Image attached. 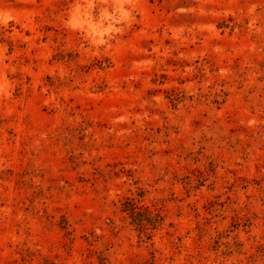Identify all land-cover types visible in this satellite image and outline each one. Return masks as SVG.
Instances as JSON below:
<instances>
[{
  "label": "rangeland",
  "instance_id": "1",
  "mask_svg": "<svg viewBox=\"0 0 264 264\" xmlns=\"http://www.w3.org/2000/svg\"><path fill=\"white\" fill-rule=\"evenodd\" d=\"M0 264H264V0H0Z\"/></svg>",
  "mask_w": 264,
  "mask_h": 264
},
{
  "label": "trees",
  "instance_id": "2",
  "mask_svg": "<svg viewBox=\"0 0 264 264\" xmlns=\"http://www.w3.org/2000/svg\"><path fill=\"white\" fill-rule=\"evenodd\" d=\"M122 204L121 210L128 214L130 222L139 227V229L152 228L159 223V213L154 212L148 206L139 205L129 197Z\"/></svg>",
  "mask_w": 264,
  "mask_h": 264
}]
</instances>
